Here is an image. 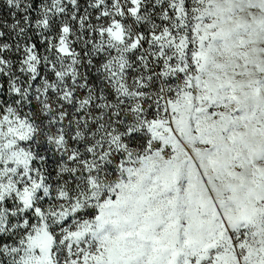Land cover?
Returning <instances> with one entry per match:
<instances>
[{
    "label": "snow or ice",
    "instance_id": "obj_1",
    "mask_svg": "<svg viewBox=\"0 0 264 264\" xmlns=\"http://www.w3.org/2000/svg\"><path fill=\"white\" fill-rule=\"evenodd\" d=\"M0 264H264V0H0Z\"/></svg>",
    "mask_w": 264,
    "mask_h": 264
}]
</instances>
